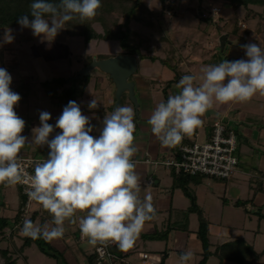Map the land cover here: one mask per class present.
<instances>
[{
  "label": "clouds",
  "instance_id": "obj_1",
  "mask_svg": "<svg viewBox=\"0 0 264 264\" xmlns=\"http://www.w3.org/2000/svg\"><path fill=\"white\" fill-rule=\"evenodd\" d=\"M101 7V0H33L32 18L22 15L17 22L21 29H31L33 36L52 41L66 23L91 20ZM14 39L7 28L0 46ZM241 47L246 59L205 65L199 77L182 76L175 85L178 91L156 105L147 123L162 147H173L191 136L214 102L245 103L257 94L264 96V48L257 43ZM11 84V74L0 67V184L28 182L20 163L23 148L46 145L49 149L47 158L34 163L27 195L51 219L39 224L25 218L21 234L51 241L64 235L67 221L78 223L81 238L91 246L112 242L121 251L131 249L145 223L156 215L151 195L140 196L141 177L132 160L138 151L133 108L116 106L103 118L99 135L93 136L90 118L76 101H69L55 125L48 122L49 112H40V126L32 129L29 140L22 135L26 121L14 110L21 96ZM88 107H98L95 98ZM55 129L60 131L51 136ZM192 256L185 251L179 259L188 264Z\"/></svg>",
  "mask_w": 264,
  "mask_h": 264
},
{
  "label": "rangeland",
  "instance_id": "obj_2",
  "mask_svg": "<svg viewBox=\"0 0 264 264\" xmlns=\"http://www.w3.org/2000/svg\"><path fill=\"white\" fill-rule=\"evenodd\" d=\"M145 6L149 7L153 11L154 22L158 29L155 31L150 28H141L135 24H131V28L137 32L136 41L141 42V48L139 54L135 55L137 61V70L129 81L135 84V99L138 104L137 111H135V105L131 103L126 95L121 98L120 106H130L134 110V123H135V140L134 145L138 147V144L147 147L151 154L155 155L157 149H161L160 141L151 132V127L148 125L147 120L150 117L152 111L158 103L165 101V97L170 94H175L178 89L175 85L179 82L182 76L192 74L196 76L202 75L200 69L205 65L218 64L224 60V56L228 51L234 48L238 51L240 56L235 59H246L242 45L247 43H257L264 48V11L260 8H251V11L244 9L243 7L233 8L230 5H226L222 0H167V5L173 4L174 13L164 12L159 9L158 0H141ZM215 7L220 9L218 14H215ZM171 24L170 30L172 36L169 34L168 26ZM242 23V24H239ZM93 28L102 33L100 25L95 24ZM15 39L10 44H2V48L7 49V52H13V54H7L10 58L7 60L9 63L15 66L14 69L8 68L7 71L11 74L12 80L16 83L11 84L10 87L13 91L17 92L21 96V100L18 105L15 106L16 113L26 121L25 129L22 135L31 140L32 129L40 126L39 114L42 111H47L51 114V119L48 121L50 124L55 125L57 118L62 113V108L56 100L51 99L50 94H45V88H42L43 84L53 79H67L74 77L78 71L89 65L93 59L104 60L111 57L120 55H127L125 50L121 48V45L117 41H105V40H92L85 43L83 39H69L67 41H61L55 37L52 41L44 40L42 37H35L32 34L31 29H21L20 26L11 29ZM4 31L0 32V42H2ZM228 34V41L235 45V47L227 46L224 50V54H221L218 50V42L222 35ZM147 49L154 51L153 54L148 52ZM243 55V56H242ZM7 56V57H9ZM88 77V76H87ZM86 78V77H85ZM162 81H161V80ZM162 82V83H160ZM168 82L173 85L168 89ZM199 82V81H198ZM36 90H29L28 86L35 85ZM74 82H69V86ZM76 84V83H75ZM42 86V87H41ZM41 87V88H40ZM112 86L105 76H102L97 71L90 73L86 82L84 90V96L76 100L79 104L81 111L84 115L90 118V123L93 126V132L91 135L98 136L99 131L102 129V121L106 114L112 112L113 102L111 101ZM172 88V89H171ZM65 88L58 89L57 93H62ZM163 89H167L165 95ZM47 92V91H46ZM63 94V93H62ZM257 98L264 100V96L259 94L255 95ZM96 99L98 107L96 109H89L88 103L92 99ZM168 98V97H167ZM220 103L214 102L212 108L215 110L220 109ZM215 120V119H214ZM212 120V122L214 121ZM235 125L228 119H223V123ZM227 123V124H226ZM212 123H209V126ZM236 131V128L231 126ZM60 130L55 129L51 134L54 136ZM199 135L198 142L202 141L204 129L200 126L195 129ZM50 136V138H51ZM150 138V140H149ZM176 146V145H175ZM173 146V147H175ZM24 155H28L32 158L45 159L47 158L49 149L45 145L39 146H26L21 150ZM140 152H136L132 157L135 163H139ZM137 155V156H135ZM163 167H159L157 170H161ZM154 170L153 166H138L136 165L135 171L141 177L140 180V196L143 198L153 188L146 187L144 181L146 177H151V173ZM156 170V169H155ZM203 181L214 182L213 184L222 185L223 181L203 178ZM13 187V190L11 189ZM5 186L0 184V200L8 201L11 205L4 217L10 218L11 228H14L15 214L17 213L18 206L15 205L17 198V192L14 190L15 185ZM218 187V185H216ZM149 190V191H148ZM215 190V189H213ZM223 191L224 188L222 187ZM220 196H223L221 194ZM16 197V198H15ZM2 209H0L1 212ZM32 211L28 207L29 213ZM244 214V213H243ZM2 213H0V216ZM30 214H28L27 218ZM84 215L79 213L78 216ZM250 215V214H248ZM251 222H248L247 217H240L239 224L242 225L243 230H230L223 231L220 228L219 221L212 222L211 232L209 233L210 251L214 252L215 248L222 244V238L217 234L227 233L226 235L232 239H246L249 238L250 230L258 229L263 240L264 246V223H260L257 215H250ZM235 215L229 211L224 215L222 226L229 225V221H235ZM23 222V219H21ZM37 223V221L35 222ZM167 223H162L157 218L155 222L145 223L142 228L135 245L128 251H123L126 254V262L124 264L134 263L139 264L142 261L143 253H146L150 264H159L162 255L157 252H164L172 248V240L168 241H148L143 240L141 237L145 234H151L167 230ZM230 226V225H229ZM72 231L77 232L79 227L78 223L71 226ZM173 229L172 239L175 241V248H179V244L185 241V238L190 239L188 251L193 254L192 259L188 261V264H197L200 259V244L193 239L197 229L198 223L191 221L184 228V223L172 224ZM247 232V234H245ZM225 235V236H226ZM70 238L74 240V235L71 233ZM15 239L18 243L22 242L21 239ZM192 239V241H191ZM59 243V249H68L63 258L69 264H81V258L78 256L75 250L79 248L70 249L67 241V232L60 238L48 241ZM196 245V247L194 246ZM5 243L1 247H5ZM86 241L84 244H79L84 250L89 248ZM262 247L255 245L256 253H262ZM253 247V246H252ZM181 248V247H180ZM181 251L184 248L180 249ZM264 250V249H263ZM27 256L28 264H57L53 259H50L41 254L36 245H33L29 250L25 252ZM176 253L171 251L167 252V257L164 264H182ZM264 259V256L262 257ZM264 261V260H263ZM2 261H0L1 263ZM61 262V261H60ZM17 264H22V261H18ZM116 264V263H115ZM207 264H219L216 257L211 256ZM234 264V263H224Z\"/></svg>",
  "mask_w": 264,
  "mask_h": 264
},
{
  "label": "crops",
  "instance_id": "obj_3",
  "mask_svg": "<svg viewBox=\"0 0 264 264\" xmlns=\"http://www.w3.org/2000/svg\"><path fill=\"white\" fill-rule=\"evenodd\" d=\"M239 24H242V23H239ZM170 27H171V24H169L168 26V31H169V34L172 36ZM1 31L3 32L4 30H0V32ZM226 35L228 39V34ZM56 37L61 41H67L69 39H79V38H69V39L62 38L59 36V34ZM217 45H218V50H219V42ZM227 46L235 47L233 42L231 43L229 41V43L225 45L223 52L221 53L220 50L219 52L221 54H224V50ZM0 50L3 51V59H4L3 65H1L0 67L5 68L6 70L8 68L14 69L15 66L12 65V62L9 63L7 61L10 58H12L7 54H13V52H7L8 50L2 47H0ZM238 51H235L234 48H232L231 51H228V55L226 54L224 56V60H228V61L236 60L235 58L237 56L238 57L240 56ZM14 56L15 55L13 54V57ZM98 73L101 74L100 72ZM101 75L105 76L103 74ZM14 83H16V81L12 80V84ZM36 88H37L36 84L28 86L27 93L30 92L29 90L31 91L36 90ZM44 92L45 94H47L46 90ZM111 92L113 95L114 93L113 87L111 88ZM111 99H112L111 101L114 104L113 96L111 97ZM220 107L221 108L218 110H215L213 108L209 109L217 113L219 115V118L211 116L209 114L208 115L204 114L201 117V119L203 120V124L201 125V127L204 129V134H203L201 142H198V139H199L198 133L196 131H194L193 133L197 135L195 140L198 143H204L206 142V140L209 139L211 135V131H212V126L215 122L220 121L221 123H223V119L226 118L228 119V121L230 120L233 123H235V125H232L230 122L228 124L226 123L227 125L223 123L229 129H231L235 134H236V131L232 129L230 125L235 127L237 132L240 133L239 136L238 134H236L237 146H236L235 156L237 158L238 165H237V169H236V173L234 177L230 179L229 181H223L222 185L216 184V183L213 184L214 182L212 181L204 182L203 179H199L196 181H185L184 179L180 180L181 177H176L169 168L165 167L162 164L166 161H170L176 158L179 144H177L175 147H167V148L161 147V149L158 148L157 153L155 155L151 154L148 150V145L151 142L147 143V147L144 145L138 144L137 149H138V152H140V154L138 155L140 162L136 163V165L154 167V170L151 173L152 176L145 178L144 185L146 187H150L154 189V190L151 189L150 191L148 190L149 192L145 195H149V194L151 195L152 203L154 207L156 208V215H155V219H153L152 221H148L146 223L155 222V220H157L158 218L162 221V223H167L168 225L167 229L171 228L172 224H179L180 222L182 223L188 222L189 224L191 223V221H196L198 223L197 214L195 212H189L191 210L190 208L191 205H190L189 198L185 195L183 191L184 187L187 189L188 193H190L191 196L195 198V202H196L198 210L208 219L209 233L211 232L212 222L217 221V220L220 223L219 224L220 228H223V231L243 230L242 225L239 224L240 222L239 219L240 217H243V216L244 217L246 216L248 219V222H251L250 215L252 216L257 215L259 217L260 223L262 222L264 223V100H261L260 98H257V96H254L250 101L245 102V103H227V104H221ZM135 111H137L136 108H135ZM212 120L214 121L212 122ZM209 123H212V124L209 126ZM146 161H149V162H146ZM159 167H163V169L157 170ZM216 185H218V187H216ZM11 186H9V190L11 189L13 190V187ZM222 187L224 188L223 191L221 190ZM14 190L17 192L16 196L18 198L16 199L15 201L16 203L14 205V206H18L15 217H17V215L20 213L21 219L24 220L25 218H27L28 214H30L28 218H30L34 214H37L36 221L37 223L40 224L39 217L43 218V213L40 211V205L36 202L29 204L28 207L30 209L32 208V211L30 212L29 210V213L27 211L24 214L23 212L25 209V197L22 195L20 185L16 184L14 187ZM221 194H223V196H220ZM10 208H11V205L8 201L1 202L0 200V209H2L0 212L2 213V215L0 217L7 218V217H4L3 214H5L8 210H10ZM228 211L235 215L236 220L233 222L229 221L230 226L229 225L222 226L221 222L223 221L224 215ZM76 215L78 216L79 213H77ZM44 217L46 216L44 215ZM47 217L48 218L46 222L50 221L51 219L50 216H47ZM7 219H10V218H7ZM16 223H14L13 231H14L15 237L18 239L19 236L22 234L20 232V228L18 227V224ZM73 225L74 224H70L67 221L65 222V225H64L65 231L67 232L68 245L70 249H74L76 248L75 246H78L79 249L77 251L76 250L74 251L78 254V256H75V257L78 258L79 260V256H80L81 261L79 262H81V264H87L86 262L87 256L92 254L95 247L99 244H97L96 246H89L87 250H84L81 247H79V244H84L86 243L87 240L81 238L79 229L77 232L72 231L73 228L71 226ZM257 227L258 229L256 230L248 229L250 231L249 235L251 236H249V238L243 239L248 245L253 246L254 250H255V245H258L260 247L263 246V240L262 239L258 240V238L261 237V233H262L259 231L260 224ZM163 231L165 230H162L160 232H163ZM172 232L173 230H171L166 240L168 241L171 238L172 248L164 252L167 253L168 251H171L173 253H176L178 256H180L181 253L188 251L187 249L190 244V239L185 238V241L179 244V248H175L174 238L172 239L174 235ZM71 233L75 237L74 240L70 238ZM171 233L173 236L172 235L170 236ZM217 234L221 236L222 244H225L227 242H232L235 240V239L231 240L232 236L231 237L227 236L226 235L227 233H221V229H220V232H218ZM245 234H247V232H245ZM193 239L196 242H198V244H200V242L197 240L195 235L193 236ZM237 239L238 238H236V240ZM4 243L6 246L1 247V248H6L11 244H15L17 246L21 244V242L18 243V241L15 238L13 240H10L9 242H6V241L2 242L0 246ZM51 245L57 251L62 253L63 256L65 255L66 252H68L67 251L68 246L66 249L61 250L59 249V243L52 242ZM194 246L196 247V245ZM180 247L184 248V250L181 251ZM200 249L202 250L201 244H200ZM263 249H264V246L262 248V252L264 251ZM27 250H25V252ZM25 252H24V255L26 256ZM255 252H257V250H255ZM121 253H122L121 255L123 256L121 258L122 260L117 262L116 264H124L127 260L126 254L123 251ZM157 253L162 254L163 251L157 252ZM201 253L199 254L200 259H201ZM144 254L146 253H143V255ZM148 257L149 256H147V259L145 260L142 259V261L139 264H150ZM263 260L264 259H262L257 264H264ZM65 263L69 264L68 262H66V260H65ZM224 263H227V262H224ZM129 264H134V263L130 262Z\"/></svg>",
  "mask_w": 264,
  "mask_h": 264
},
{
  "label": "trees",
  "instance_id": "obj_4",
  "mask_svg": "<svg viewBox=\"0 0 264 264\" xmlns=\"http://www.w3.org/2000/svg\"><path fill=\"white\" fill-rule=\"evenodd\" d=\"M159 9L162 13H174L173 4L168 6L167 0H158ZM226 5H230L233 8L243 7L248 11L251 8H260L264 11V0H222ZM33 0H0V30L16 28L20 26L17 22L18 18L22 15H30V4ZM56 2V0H52ZM102 7L98 10V14L91 20L80 21L74 19L71 22L65 24V27L58 33L62 38H81L85 43L92 40H105V41H117L121 48H123L127 55L134 56L139 54L142 43L136 41L137 32L131 28V24L140 26L141 28H150L155 31L158 29L154 22L153 11L145 6L141 0H101ZM264 18V17H263ZM95 24L100 25L102 33H98L93 26ZM147 51L153 54L154 51L147 49ZM3 51L0 50V66L3 65ZM87 66V65H86ZM89 76L84 79H77L70 77L67 79H53L50 82H45L42 86L50 94L51 99L56 100L58 105L63 109L69 101H76L82 98L86 87V82ZM74 84L69 86V82ZM76 83V84H75ZM173 84L168 82V89ZM65 88L62 93H57L58 89ZM167 89H163L166 95ZM168 91V90H167ZM165 97V102L167 100ZM181 177L180 180L185 181H196L203 178H193L184 175L176 176ZM183 191L190 200L189 212H195L198 216V229L195 233L197 240L201 244L202 253L201 259L197 264H206L211 256L217 258L219 264L224 262H230L234 264H257L262 260L264 251L262 253H256L252 246L248 245L245 240L237 239L232 242H227L215 248L214 252L210 251L209 242V221L208 219L198 210L195 198L188 193L184 187ZM23 202V201H22ZM40 211L43 213V218H40V224H43L47 220V216L50 214L40 206ZM37 214L30 217L34 222L36 221ZM44 215L46 217H44ZM14 222L21 228L22 223L20 222V213L15 217ZM188 222L184 223V228H187ZM14 227V226H13ZM173 230L169 228L163 232H155L152 234H146L142 236L143 240L148 241H166L169 233ZM77 236V234H76ZM15 238L13 228H11L10 219L0 217V244L4 241L9 242ZM22 240L19 246L11 244L6 248L0 246V264H17L18 261H22V264H28L27 257L24 255L25 250L36 245L38 251L44 256L53 259L57 264H67L63 258V254L57 251L47 240L43 238L32 239L23 235L19 236ZM111 252L119 257L121 250L116 247L111 249ZM159 264H164L167 257V253L163 252ZM96 255L94 252L87 256V264H95ZM61 261V262H60Z\"/></svg>",
  "mask_w": 264,
  "mask_h": 264
},
{
  "label": "built area",
  "instance_id": "obj_5",
  "mask_svg": "<svg viewBox=\"0 0 264 264\" xmlns=\"http://www.w3.org/2000/svg\"><path fill=\"white\" fill-rule=\"evenodd\" d=\"M215 14L220 9L215 7ZM196 134L184 136L178 145V152L175 159L162 163L169 168L175 176H188L193 178H210L220 181H229L236 173L238 161L235 156L237 137L236 134L220 121L212 126L211 135L204 143H198ZM20 163L24 170L27 183H21L22 195L25 197L24 214L27 212L29 204L35 202L29 199L27 191L30 184V177L33 174L34 163L43 159L32 158L20 153ZM149 162V161H146ZM115 243L108 242L105 245H97L94 249L96 255L95 264H115L121 261L111 249H115ZM122 254V253H121ZM142 259H147V255H142Z\"/></svg>",
  "mask_w": 264,
  "mask_h": 264
},
{
  "label": "water",
  "instance_id": "obj_6",
  "mask_svg": "<svg viewBox=\"0 0 264 264\" xmlns=\"http://www.w3.org/2000/svg\"><path fill=\"white\" fill-rule=\"evenodd\" d=\"M228 43L227 35H222L219 39V50L221 53L223 52L225 45ZM136 70L137 61L134 56L120 55L104 60L93 59L89 65L78 71L75 78L84 79L93 71H98L107 77V80L111 83L114 89V104L112 106V111L116 106H120L123 95H126L129 101L133 103L137 109L138 104L135 99V84L129 81L130 77L134 75ZM205 114L219 118V115L212 110H208Z\"/></svg>",
  "mask_w": 264,
  "mask_h": 264
}]
</instances>
